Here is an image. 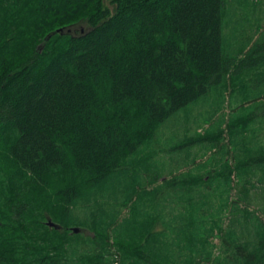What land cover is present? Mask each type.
Returning <instances> with one entry per match:
<instances>
[{"label": "trees", "instance_id": "trees-1", "mask_svg": "<svg viewBox=\"0 0 264 264\" xmlns=\"http://www.w3.org/2000/svg\"><path fill=\"white\" fill-rule=\"evenodd\" d=\"M233 1L0 0V264H264V32L225 48ZM227 81L248 112L173 149L233 162L153 174L159 128Z\"/></svg>", "mask_w": 264, "mask_h": 264}, {"label": "rangeland", "instance_id": "rangeland-1", "mask_svg": "<svg viewBox=\"0 0 264 264\" xmlns=\"http://www.w3.org/2000/svg\"><path fill=\"white\" fill-rule=\"evenodd\" d=\"M262 32H264V0L233 1V6L228 8V11H226L223 19L224 47L228 50H231L233 47H238V44L239 47H241L245 44L244 42H246L247 36H250V38H256ZM236 39L240 41L237 42ZM233 80H235L234 77L232 81ZM239 85H241V83H238L236 87H239ZM252 92L253 91H250L247 94L240 93L239 90H234L233 85L230 86V82L228 83L227 81L224 86L212 89L206 96L189 105L184 111H181L171 117L159 128V132H157L158 137L160 134L164 136V141L160 140V137H157V139L153 141L154 143L150 144V149L148 150V152H151L150 150L153 147L156 148L155 143L158 144V147L161 146L162 149L164 148L162 150V155L157 153L153 164L151 161L149 162V164L153 165L155 169L153 174L155 172L160 174L166 173V170L163 169L162 164L165 167L167 166L170 168L173 171L172 173L175 172L174 175H177V173H180L181 171L187 170H191V172H195V170H197L199 172H203V174L205 172L219 171V166L225 160L224 158H226V154H224L225 151L223 152V150H220L219 147L212 148L206 145H193L191 147L185 146L183 148L173 149L174 145L178 146L179 144H182L183 141L182 140L178 142L176 138L177 136H181L182 138L184 137V139H187L190 137H195L198 134L206 137L216 134L218 129L221 128L219 126L221 122L225 125L228 118H236V116L241 117L246 114V112H248L246 108H240V106L246 102L252 104L257 95L256 93L252 94ZM182 128H187V130L184 129L183 131ZM222 128L225 129V127ZM247 128L246 140L251 139V143L264 146V123L255 125L250 124ZM252 132H255L254 135ZM224 134L225 133H223V135ZM226 136L227 133L225 134V137L221 143L222 145L227 144ZM226 146L227 147L225 148L227 149V152H230L228 153L226 159L230 164L233 162L231 156L233 155L234 149L228 146V144ZM187 152H189V154H187ZM190 155L191 157L189 158ZM146 156H149L147 159L152 160L151 154ZM231 180L233 184H231L230 190L228 192L225 191V193H223L224 190L221 189L222 185L219 186V191L220 193H223L224 198H230L231 196L233 199H235V194L238 190L236 188L238 180L237 177H232ZM53 185L56 186V184ZM223 186L224 189H226L225 185ZM255 186V190L251 191L253 201L251 202L252 205H250V208L257 212V214L264 220V212L259 211V209H262L263 203L258 200L260 197L259 189H261L260 186L262 185L256 184ZM227 189H229V187ZM219 202L216 201L215 209L219 208ZM242 206L243 205L240 207L242 208ZM82 210L83 209L80 208V212H78L81 218L83 217L84 213L81 212ZM224 217L225 216H223V218ZM223 218H217V223L226 225L227 221ZM78 232L82 234V238L91 235L87 231L79 230ZM212 244H218L217 238L212 240Z\"/></svg>", "mask_w": 264, "mask_h": 264}, {"label": "bare ground", "instance_id": "bare-ground-1", "mask_svg": "<svg viewBox=\"0 0 264 264\" xmlns=\"http://www.w3.org/2000/svg\"><path fill=\"white\" fill-rule=\"evenodd\" d=\"M3 3H4V2H3ZM25 4H26V3H25ZM8 8H9V7H8ZM3 10H4V9H3ZM49 11H50V10H49ZM1 12H2V11H1ZM38 23H39V22H38ZM13 24H14V23H13ZM9 25H10V24H9ZM29 26H30V25H29ZM74 36H75V35H74ZM247 38H248V36H247ZM248 40H249V39H248ZM238 41H240V40H238ZM243 41H244V40H243ZM248 42H249V41H248ZM237 44H238V43H237ZM237 44H236V45H237ZM236 45H235V46H236ZM238 45H239V44H238ZM260 68H262V67H260ZM263 68H264V67H263ZM141 131H142V130H141ZM141 145H142V144H141ZM246 151H247V150H246ZM129 154H131V153H129ZM127 155H128V154H127ZM239 155H240V154H239ZM129 158H130V156H129ZM125 159H126V158H125ZM125 161H126V160H125ZM145 163H146V162H145ZM133 164H135V163H133ZM127 165H128V164H127ZM130 165H132V164L130 163ZM140 168H141V167H140ZM141 170H142V169H141ZM151 170H152V169H151ZM170 170H171V169H170ZM154 171H155V170H154ZM147 172H148V171H147ZM144 173H145V172H144ZM168 173H169V172H168ZM174 173H175V172H174ZM110 175H111V174H110ZM131 176H132V175H131ZM113 178H115V177L113 176ZM157 178H158V177H157ZM173 178H174V177H173ZM153 179H154V178H153ZM142 184H143V183H142ZM160 187H162V185H161ZM189 188H191V187H189ZM192 190H193V188H192ZM195 191H196V190H195ZM199 193H200V192H199ZM188 194H189V193H188ZM144 196H145V195H144ZM142 197H143V196H142ZM161 197H162V196H161ZM145 198H146V197H145ZM145 198H144V200H145ZM157 198H158V197H157ZM159 198H160V197H159ZM157 200H158V199H157ZM158 201H159V200H158ZM197 202H198V201H197ZM141 204H142V203H141ZM143 204H144V203H143ZM189 204H190V203H189ZM193 204H194V203H193ZM133 205H134V204H133ZM139 205H140V204H139ZM138 207H139V206H138ZM139 211H141V210H139ZM186 212H187V211H186ZM128 214H129V213H128ZM159 215H160V214H159ZM174 217H175V216H174ZM174 217H173V218H174ZM129 218H130V217H129ZM173 218H172V221L174 220ZM126 219H127V218H126ZM158 219H159V218H158ZM123 223H124V222H123ZM121 225H122V223H121ZM132 225H133V224H132ZM122 228H123V227H122ZM119 229H120V228H119ZM137 229H138V228H137ZM113 230H114V229H113ZM113 230H112V231H113ZM120 231H121V230H120ZM153 234H154V233H153ZM153 234H152V235H153ZM151 243H152V242H151ZM150 247H151V245H150ZM148 249H149V248H148ZM167 255H168V254H167ZM168 257H169V256H168Z\"/></svg>", "mask_w": 264, "mask_h": 264}, {"label": "water", "instance_id": "water-1", "mask_svg": "<svg viewBox=\"0 0 264 264\" xmlns=\"http://www.w3.org/2000/svg\"><path fill=\"white\" fill-rule=\"evenodd\" d=\"M46 225L48 226V227H50V228H55V229H57L58 228V226L55 224V223H53L51 220H48L47 222H46ZM73 231L75 232V233H78V231H79V229H73Z\"/></svg>", "mask_w": 264, "mask_h": 264}]
</instances>
